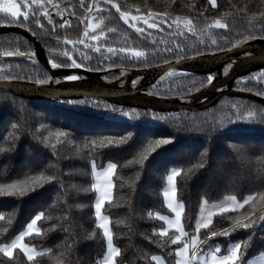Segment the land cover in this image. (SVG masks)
Masks as SVG:
<instances>
[{"label":"trees","instance_id":"trees-1","mask_svg":"<svg viewBox=\"0 0 264 264\" xmlns=\"http://www.w3.org/2000/svg\"><path fill=\"white\" fill-rule=\"evenodd\" d=\"M131 1L166 13L218 16L239 31L248 21L264 24V0H216V7L209 0ZM100 113L0 92V186L27 189L0 192V249L42 216L36 224L39 234L22 242L34 251L33 260L19 248L11 258L0 250V264H103L107 241L96 218L92 167L108 161L117 169L112 199L101 213L108 217L112 245L118 249L115 264H158L157 258L176 264V249L192 235L198 237L199 248L220 253L236 242V264L264 253V118L258 132L243 133L222 132L214 116L198 112H180L151 124L140 119L117 122ZM57 132L65 135L58 138ZM125 137L100 147L107 139ZM157 140L168 142L155 148ZM174 169L181 170L176 199L184 205L186 234L177 243L172 242L177 230L159 234L165 227L159 217L171 215L163 188ZM41 175L52 179L36 181ZM227 196L242 205L214 214L209 227L197 232L201 202ZM246 220L249 227L234 226Z\"/></svg>","mask_w":264,"mask_h":264},{"label":"flooded vegetation","instance_id":"flooded-vegetation-1","mask_svg":"<svg viewBox=\"0 0 264 264\" xmlns=\"http://www.w3.org/2000/svg\"><path fill=\"white\" fill-rule=\"evenodd\" d=\"M4 0H0L3 3ZM121 5L122 11H129L133 15H137V9L141 13L151 11L158 15H163L167 18V24L164 25V31L158 32L152 30V36L149 37L148 43H143L123 21L119 18V13L115 9L105 11L99 14V17L94 15L93 19L100 23L103 30L104 38L107 43L103 45L104 49L111 46L121 48L124 46L136 47V50L146 51L149 54L146 58L139 61L129 59L124 56L111 57L106 53H92L87 49L81 51L86 55L91 56L90 60L84 61L83 57H77L78 62H82L81 67L90 72L98 73L106 80H115L121 76V70H138L158 65L164 62L177 60L180 55L190 57L196 54L218 52L230 47L238 39L245 36H262L264 24L261 25L256 21H248L245 29L239 31L233 23L224 20L218 16L205 17L203 15L192 16L182 13H166L155 8H148L128 0H115ZM85 3H91V0H85ZM53 4L59 5L65 10V17L71 22L70 27L61 30V39L68 37L76 40L81 38L84 30V25L80 24L79 19H83L84 13L80 9V0H53ZM53 19L60 20V17L55 14V9H50ZM75 11L76 15H69ZM176 18L181 20L191 19L193 21V32H185L181 35L173 26L168 28V24ZM216 20L225 23V29H217L211 27ZM46 24V21L44 22ZM47 27V25H46ZM115 28L116 32L111 33L108 30ZM36 33V34H32ZM99 34V33H98ZM46 32H38L34 25L29 23V20L14 19L11 15L5 12H0V80H21L28 82H36L37 80H46L50 76L49 70L41 62L49 63L51 57L47 54V48L51 46L45 39ZM126 37H131L126 40ZM103 39V38H102ZM160 40L169 46L177 47L182 51L179 54L169 55L163 51H157V48L151 45V40ZM215 40L216 44L212 41ZM99 46L97 42H92ZM164 43L159 45V49L164 48ZM71 46H69L70 48ZM10 51H21L25 53H35L30 58V61L15 58L13 56H4L2 53ZM108 56V59H104ZM58 60H63V57H56ZM66 68V67H64ZM208 74L199 73L192 75H181L171 77L164 81L144 89L146 95L159 96L165 98L188 96L198 88L205 85ZM256 77V79H253ZM230 90L234 93L223 94L209 109L201 111H179V112H153L145 108H136L128 105H118L105 100H90V99H71L58 102L61 106H79L81 108H91L96 114L103 116H115L118 114L129 115L135 119L144 121H157L167 116L171 117L180 112L191 113L198 112L213 117L217 125H220L222 132H243L251 133L258 132L260 129V120L264 118V102H260L251 96L264 100V67L256 68L243 75L236 76L232 79ZM83 101V102H81ZM101 108V109H100ZM250 113V115H248Z\"/></svg>","mask_w":264,"mask_h":264},{"label":"snow or ice","instance_id":"snow-or-ice-1","mask_svg":"<svg viewBox=\"0 0 264 264\" xmlns=\"http://www.w3.org/2000/svg\"><path fill=\"white\" fill-rule=\"evenodd\" d=\"M209 3L216 7V0H209ZM50 9H55V14L60 17L59 21L53 19L52 12ZM80 9L83 11L84 16L83 19H79V23L84 25V30L81 38L73 40L68 37H64L61 39L60 32L68 27H70V20L65 17V10L61 9L59 5L53 4V0H4L3 3H0V12H5L11 15L14 19H24L29 20L31 25H34L38 32H46L45 39L51 45L47 48V54L51 57L49 59V64L51 69H60V68H81L84 66L83 61L78 62L77 57H83L84 61L90 60L91 56L86 55L81 51V46L83 49H87L92 53H104L106 51L111 57L124 56L132 60L139 61L143 58H146L149 54L146 51L136 50V47L133 45L132 47L124 46L121 48L107 47L104 49L103 45L107 43L106 38H104L103 30L100 27V23L96 22L93 19L94 15L99 17V14L104 13L105 11H109L111 9H115L117 13H119V18L125 25H127L130 29H132L135 35L143 42L148 43L149 37L152 36V30H156L158 32L164 31V25L167 24V18L163 15H158L151 11H148L146 14L141 13L139 9L136 10L137 15H133L129 11H122L121 5L116 3L115 0H91V3H85V0H80ZM69 15H76V12L73 11L69 13ZM46 21V24L44 23ZM47 25V27H46ZM175 27L178 30V33L183 35L185 32H193V21L191 19L181 20L180 18H176L168 24V28ZM211 27L217 29H225L227 25L222 23L220 20H216ZM111 33H115L116 29L112 28L108 30ZM99 33V34H98ZM33 35L36 33H32ZM103 38V39H102ZM131 37H126V40H130ZM92 42H97L99 46L94 45ZM164 43V41L160 40H151V45L157 48V51H163L169 55L179 54L181 49L173 46H169L164 43V48L162 50L159 49V45ZM213 44H216V41H212ZM69 46H71L69 48ZM235 47V46H234ZM230 51V50H229ZM4 56H28L32 57L35 53H25L21 51H10L2 53ZM63 57V60H58L56 57ZM104 59H108V56H104ZM184 57L180 55V58L176 61L177 63L181 62ZM91 71L92 69H88ZM224 71H227L225 69ZM124 73H121V76ZM174 73H168V75H173ZM118 78V77H117ZM116 78V79H117ZM66 80H78L80 77L78 75H73L70 77H65ZM212 79H214L212 74L207 76L208 84L211 83ZM256 79V77H253ZM50 81L59 82L60 79H54L52 76H49L46 80H37L36 84H48ZM135 84V81L133 82ZM83 102V101H81ZM250 115V113L248 114ZM15 128L16 126L13 125ZM65 133L57 132L56 136L59 138L64 136ZM127 139L121 138L118 140L107 139L106 143H102L100 147L105 146L106 144L116 143L119 144L122 140ZM166 140H157L155 141V148L161 144L167 143ZM92 146L95 148V141L92 142ZM55 147V145H53ZM147 157H144L146 159ZM117 169V165L113 163H109L107 167L104 169L100 175L103 177V184H92V188L99 194L98 198L95 201L94 208L96 213V218L99 223V228L103 229V235L107 238L108 241V253L104 257L103 264H114V257H116L118 253V249L113 247L112 245V232L108 227V217L101 215V210L105 205L106 201H111V189L113 187L112 184V176ZM93 173H96V167L92 168ZM180 169H174L171 174L167 176V181L171 186L170 191L164 192V197L168 199L167 207L171 209V211L175 214L174 219H169L167 216L161 215L159 218L161 221L169 224L170 227L176 228L177 231L180 232V235L176 236L175 239H172L173 243H177L180 241L181 236H186L183 229L180 227L181 225V214L184 210L183 204L174 203V199L176 196V178L180 175ZM52 179V177H45L43 175L36 177L35 180H48ZM5 188H12L14 191L12 192H20L23 193L26 191V188H19L15 184L13 185H4L0 186V192H4ZM11 193V192H9ZM229 200H236V197L232 196L228 198ZM249 199H252L249 197ZM249 200H245L244 204H247ZM221 212L229 211L228 208H221ZM210 216L212 213L209 214ZM42 219L41 215H37L31 223L27 225V231L22 232L15 241L12 242L11 245L5 246L3 249L4 255L11 258L13 249H21L26 255L29 261L33 260V255L29 254L30 250L28 246L23 242L24 238L31 235L35 232V234H39L40 230L36 228V224L38 221ZM212 223V220L209 219L207 222L201 224L198 223L196 225V231L199 232L201 228H208ZM251 223L244 221L235 222L234 226L247 228ZM161 236H165L167 234V229H164L159 232ZM211 235H216L215 232L211 233ZM191 243L193 249L196 248L198 243V237L196 235L191 236ZM240 245H237L229 255H225L223 257H217V255L212 254L211 264H236L239 255ZM189 251L188 245L185 244L182 248H177L176 256L183 257L184 259H177L176 264H188L187 253ZM196 252L193 250L191 253V259H196Z\"/></svg>","mask_w":264,"mask_h":264},{"label":"water","instance_id":"water-1","mask_svg":"<svg viewBox=\"0 0 264 264\" xmlns=\"http://www.w3.org/2000/svg\"><path fill=\"white\" fill-rule=\"evenodd\" d=\"M235 46V47H234ZM230 50V51H229ZM30 61L27 56H13ZM178 60V59H177ZM177 60L138 70L122 69V76L106 80L96 72L82 68L51 69L47 62H41L54 79L48 84H36L21 80H0V92H8L17 97L58 104L62 100L90 99L105 100L121 106L128 105L145 108L153 112L201 111L209 109L223 94L234 93L229 86L232 79L256 68L264 67V37L245 36L230 47L218 52L192 55L177 63ZM227 69V71H224ZM174 73L168 75V73ZM212 74L214 79L188 96L159 97L144 94L143 90L171 77L192 74ZM78 75V80L65 77ZM135 81V84L133 83ZM252 98L264 102L254 95ZM117 122H131L129 115L102 116ZM142 122L151 124L150 121Z\"/></svg>","mask_w":264,"mask_h":264},{"label":"rangeland","instance_id":"rangeland-1","mask_svg":"<svg viewBox=\"0 0 264 264\" xmlns=\"http://www.w3.org/2000/svg\"><path fill=\"white\" fill-rule=\"evenodd\" d=\"M109 163H113V162H106L103 166L101 167H96V173L94 174L93 171H92V180H93V184H103L104 183V180H103V177L100 175V173H102L104 171V169L107 167V165ZM93 168V167H92ZM171 190V186L168 184V188L166 189V191H170ZM112 191V189H111ZM96 192V191H95ZM98 193L96 192V199L98 198ZM163 196H164V193H163ZM231 197V196H227V197H224L223 199L221 200H218V201H213V202H207V201H202L200 206H199V211H198V215H197V218H196V221H195V226L198 224V223H205L207 222V220L211 219L212 216L216 213H219L221 212L220 209L221 208H228L229 210L230 209H237L239 208L241 205H242V202H240L239 200H229L228 198ZM164 201H165V204L167 205L168 204V199H166L164 197ZM174 203H177L179 204L178 202H176V200L174 199L173 201ZM212 213V215L210 216L209 214ZM99 222V221H98ZM238 244L236 242H230L228 247H227V250L223 253H220L218 252L217 256H225V255H229L231 253V251L236 248ZM190 249H193L192 247V243H191V246H189ZM204 252L201 251V249L196 253V256L202 254ZM103 262V260H102Z\"/></svg>","mask_w":264,"mask_h":264},{"label":"crops","instance_id":"crops-1","mask_svg":"<svg viewBox=\"0 0 264 264\" xmlns=\"http://www.w3.org/2000/svg\"><path fill=\"white\" fill-rule=\"evenodd\" d=\"M172 172V171H171ZM171 172L169 173V174H171ZM168 174V175H169ZM168 181H167V178H166V184H165V186H164V188H163V193L166 191V189L168 188ZM163 198H164V196H163ZM175 200H176V202H178L179 204H181L179 201H177V199H176V196H175ZM164 203H165V201H164ZM166 205V204H165ZM167 206V205H166ZM168 208V207H167ZM169 209V208H168ZM170 211H171V209H169ZM101 215L102 216H105V215H103L102 213H101ZM169 219H174L175 218V214L171 211V215L170 216H167ZM97 222H98V220H97ZM100 223V221L98 222V224ZM164 224H165V227H164V229H175L176 230V228H174V227H170L169 226V224H167L166 222H164ZM109 227V226H108ZM180 227L182 228V224L180 225ZM163 229V230H164ZM103 230V229H102ZM178 233H179V235H180V232L178 231ZM106 238V237H105ZM16 240V239H15ZM14 240V241H15ZM106 241H107V238H106ZM12 243H10L9 245H11ZM185 244H187L188 245V248H189V251H188V253H187V259H188V264H211V260H212V254H215V255H217L218 254V250L217 249H201V248H199L198 246H196V248L195 249H190V247L189 246H191V240L189 239V240H186V241H184V243L180 246V247H178V248H182V247H184V245ZM8 246V245H7ZM114 247V246H113ZM29 248V247H28ZM30 250H32L31 248H29ZM201 249V251L202 252H204V253H202V254H200V255H198L197 256V258L196 259H191V253H192V251L194 250L196 253L199 251ZM177 250V249H176ZM107 253H108V241H107V251H106V254H105V256L107 255ZM29 254H32V255H34V251L32 250V251H30L29 252ZM104 256V257H105ZM217 257H223V256H217ZM115 258V257H114ZM177 259H184L183 257H177ZM103 260H104V258H103ZM157 263L158 264H164L163 263V261H162V259L161 258H157ZM115 264V263H114ZM246 264H264V253L263 254H261V255H257V256H255V257H253V258H251Z\"/></svg>","mask_w":264,"mask_h":264}]
</instances>
